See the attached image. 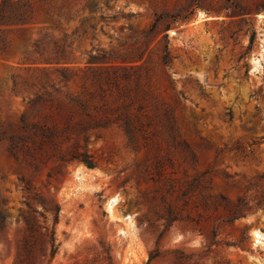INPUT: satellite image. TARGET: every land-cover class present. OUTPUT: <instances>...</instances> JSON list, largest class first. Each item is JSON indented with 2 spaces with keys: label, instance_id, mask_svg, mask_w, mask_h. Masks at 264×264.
I'll return each instance as SVG.
<instances>
[{
  "label": "rangeland",
  "instance_id": "rangeland-1",
  "mask_svg": "<svg viewBox=\"0 0 264 264\" xmlns=\"http://www.w3.org/2000/svg\"><path fill=\"white\" fill-rule=\"evenodd\" d=\"M21 1L30 23L0 19V264L46 263L40 202L60 209L50 264H264V0ZM122 112L142 122L131 144ZM70 114L72 131L109 120L87 134L96 168L8 153L21 118L62 128ZM193 179L184 206L168 182Z\"/></svg>",
  "mask_w": 264,
  "mask_h": 264
},
{
  "label": "trees",
  "instance_id": "trees-1",
  "mask_svg": "<svg viewBox=\"0 0 264 264\" xmlns=\"http://www.w3.org/2000/svg\"><path fill=\"white\" fill-rule=\"evenodd\" d=\"M47 18L48 10L46 11ZM175 16L173 18H177ZM34 18V11L30 5L23 3L21 0L12 3L9 0H3L0 6V19L2 24L6 27L14 28L21 27L30 23ZM10 31V30H9ZM253 37L250 41L252 43ZM10 40L7 37H4L1 41L0 45V53H6L10 49ZM167 46H165L166 52ZM162 61L164 64H167V53L164 54ZM61 82H65L68 80L67 75L60 71ZM54 92H57V89H54ZM51 95H49L50 97ZM69 103L74 105L77 109H80V114L83 116H89L87 113L88 105L86 102L81 101L75 98H69ZM124 108L128 107V105H123ZM122 110V108L120 109ZM72 114L68 115L67 122L65 125L60 128L58 125H41V124H27L23 118H21L20 123V133L17 135H13L8 138V153L11 157H13L16 161L19 160L20 157L24 158L25 162L36 165L37 160L44 161H53L58 163V167H63L65 165L72 164L74 162L83 164L88 169H93L98 166V161L96 158L91 155L87 149L86 145L88 143V132L91 130H95L98 128H105L109 123V120H104L101 125H86L82 122L78 123L74 129L71 124ZM123 116V119L120 117ZM116 121L120 122V128L125 134L128 142L131 144L135 133H139L142 130V122L140 121V117L138 116H128L126 113H119L116 118ZM122 122V123H121ZM72 134L75 135L73 138ZM80 141L84 143L83 146H79ZM163 168V158H157L155 162V170L161 171ZM197 185V179H193L191 182H187L183 187L184 189H178L176 185H173L172 182H168V191L171 194H176L177 200H183L184 206L191 203L190 193L193 192L194 188ZM42 209L45 213H48L49 216H52L53 226L52 229L48 232L47 228H44L46 231L45 237L47 239V247H48V259L45 264H50L53 258L57 253V245L55 239V230L54 227L58 223L59 217V206L56 204L53 207L47 209L44 203L40 202ZM194 208L203 207L205 208L207 205L206 202L202 204H197L196 202H192ZM246 205L245 200H239V207L236 211L227 219H224L226 222H232L233 220L240 217L242 212V207ZM212 206L216 209L215 204ZM173 213L171 209H168V221H173L176 219L172 218ZM46 219V218H44ZM4 220L0 217V231L3 228ZM26 230L28 237L33 233L32 225L26 221ZM217 237V233L215 228L212 230L211 238L208 240V245H213L215 243V239ZM25 251L29 252L28 243H25ZM154 257L150 256V260ZM24 260L21 258L20 263ZM44 264V263H39Z\"/></svg>",
  "mask_w": 264,
  "mask_h": 264
},
{
  "label": "bare ground",
  "instance_id": "bare-ground-1",
  "mask_svg": "<svg viewBox=\"0 0 264 264\" xmlns=\"http://www.w3.org/2000/svg\"><path fill=\"white\" fill-rule=\"evenodd\" d=\"M112 203V202H111ZM254 236H255V241H256V243H258L259 242V239H260V236L257 234V233H254Z\"/></svg>",
  "mask_w": 264,
  "mask_h": 264
}]
</instances>
